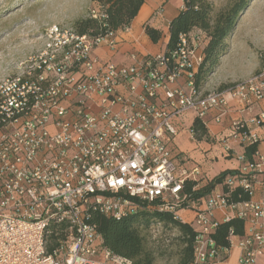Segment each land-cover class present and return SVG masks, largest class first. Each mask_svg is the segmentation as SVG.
I'll use <instances>...</instances> for the list:
<instances>
[{
	"label": "built area",
	"instance_id": "built-area-1",
	"mask_svg": "<svg viewBox=\"0 0 264 264\" xmlns=\"http://www.w3.org/2000/svg\"><path fill=\"white\" fill-rule=\"evenodd\" d=\"M90 17L103 20L106 13L97 5ZM129 30L128 25L91 36L53 24L39 36L36 50L0 80V264H132L102 246L94 217L135 214L141 206L133 198L193 226L190 264H221L235 247L238 264H258L264 248V150L256 147L250 158L236 153V172L207 197L190 201L184 181L201 171L181 166L174 139L178 120L188 112L205 124L216 110L213 120L220 122L230 109L228 96L239 102L240 112L264 100V50L247 78L202 90L194 77L208 41L204 30L181 34L167 51L132 52L129 64L93 55L101 44L114 48L118 33ZM227 138L245 147L264 142V108L234 119ZM235 189L248 199L231 200ZM182 210L192 212L191 220ZM231 218L244 221V234L230 228L228 245L221 246L214 234Z\"/></svg>",
	"mask_w": 264,
	"mask_h": 264
},
{
	"label": "trees",
	"instance_id": "trees-1",
	"mask_svg": "<svg viewBox=\"0 0 264 264\" xmlns=\"http://www.w3.org/2000/svg\"><path fill=\"white\" fill-rule=\"evenodd\" d=\"M106 13V18L97 20L90 16L80 18L73 23L74 29L79 34L91 36L102 35L107 31H116L128 26L137 14L140 6L145 0H92ZM248 0H231L223 9L216 10L208 0H183V8L179 11L169 24V40L166 51L174 48L181 34L193 28H199L206 32L208 41L203 49L204 59L195 77L194 83L198 89L204 86L208 75L219 65L220 58L228 48L227 37L235 26L239 13L247 5ZM145 31L151 41L156 42L160 36L159 31L146 27ZM229 84L220 85L219 88ZM191 129L194 136L201 138L206 134L203 123L195 118ZM257 143L245 147L244 153L248 158L256 150ZM235 169L220 172L202 186H197L198 179H186L183 184V194L188 200L198 201L207 197L228 174H234ZM240 190L235 189L231 193V200H246L248 195L238 194ZM139 202L140 209L135 214L115 220L101 214H96L94 221L101 237L103 247L113 253L126 257L132 264H155V259L149 247L146 231L153 223H163L176 228L179 232V253L176 264H190L193 260V240L195 230L189 223L173 219L170 213H160L148 210L144 202ZM234 229L237 236L244 234V221L231 218L227 222L218 225L214 239L221 246L228 245V231Z\"/></svg>",
	"mask_w": 264,
	"mask_h": 264
},
{
	"label": "rangeland",
	"instance_id": "rangeland-1",
	"mask_svg": "<svg viewBox=\"0 0 264 264\" xmlns=\"http://www.w3.org/2000/svg\"><path fill=\"white\" fill-rule=\"evenodd\" d=\"M208 1L219 10L231 0ZM96 6L92 0H0V80L13 74L17 64L36 50L38 38L46 28L53 24L74 28L73 23L90 16V10ZM227 42L220 68L217 69L218 65L208 75L210 82L202 90L243 80L258 68L257 53L264 50V0L247 1ZM146 235L155 264H176V228L153 223Z\"/></svg>",
	"mask_w": 264,
	"mask_h": 264
},
{
	"label": "crops",
	"instance_id": "crops-1",
	"mask_svg": "<svg viewBox=\"0 0 264 264\" xmlns=\"http://www.w3.org/2000/svg\"><path fill=\"white\" fill-rule=\"evenodd\" d=\"M182 8L183 0H145L135 17L131 20L129 32L118 33L115 47L110 48L106 44H101L93 50V55L104 61H110L116 64H129L131 63L129 54L132 52L154 54L166 50V45L169 40L170 21L177 16ZM146 27L159 31L160 36L156 42L151 41L145 31ZM222 59L223 57L220 58L217 69L220 68ZM210 79V77L207 79L205 85H208ZM223 79L219 78V81ZM222 85L225 84L222 83ZM227 99L230 109L222 117L220 122L213 120L214 115L217 113L216 110H212L206 115L205 124H203L206 128V134L201 138L191 137L189 133V129H191V125L195 119L193 112L186 113L178 120L181 128L174 139V148L178 154L177 161L187 171H190L195 166L200 168L201 173L197 176L199 180L197 186L206 184L224 170L235 169L240 165L235 155L236 153L244 152L245 146L240 144L236 139H226L229 135L231 122L238 117L247 119L264 108V100H261L254 103L250 110L243 109L240 112L241 106L239 102L229 96ZM250 127L256 129L252 125ZM224 139H226L228 146L231 148L228 154L223 149ZM257 148L264 150V142L258 143ZM259 196V194H255L253 198L258 199ZM179 214L188 219V221L192 218V212L190 210H182ZM219 216L220 213L216 212V217ZM238 254L239 250L236 247L232 248L228 258L221 264H238ZM258 264H264V248Z\"/></svg>",
	"mask_w": 264,
	"mask_h": 264
}]
</instances>
